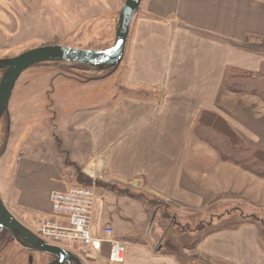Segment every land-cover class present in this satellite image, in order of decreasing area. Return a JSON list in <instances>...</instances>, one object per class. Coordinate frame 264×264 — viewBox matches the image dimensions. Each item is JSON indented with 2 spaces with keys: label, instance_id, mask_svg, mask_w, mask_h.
Returning <instances> with one entry per match:
<instances>
[{
  "label": "crops",
  "instance_id": "crops-1",
  "mask_svg": "<svg viewBox=\"0 0 264 264\" xmlns=\"http://www.w3.org/2000/svg\"><path fill=\"white\" fill-rule=\"evenodd\" d=\"M263 64L264 0H143L118 94L68 110L55 124V140L48 126V139L40 134L17 154L8 211L34 233L53 215L51 194L76 183L77 171L129 186L185 214L231 200L264 210V179L216 154L208 155L211 166L192 165L198 160L189 158L200 113L222 109L228 70L256 73ZM149 219L140 202L99 188L92 234L100 237L111 226L126 244L122 264H180L157 250L160 235L147 227ZM109 254L104 245L83 263L110 264ZM187 254L202 264H264V239L258 226L244 224L207 236Z\"/></svg>",
  "mask_w": 264,
  "mask_h": 264
},
{
  "label": "rangeland",
  "instance_id": "rangeland-1",
  "mask_svg": "<svg viewBox=\"0 0 264 264\" xmlns=\"http://www.w3.org/2000/svg\"><path fill=\"white\" fill-rule=\"evenodd\" d=\"M125 2L126 0H0V67L27 51L48 45L85 50L112 47ZM123 59L124 57L118 66L101 69L50 61L38 64L21 75L0 120V199L7 209L9 198L12 197L17 154L25 150L30 141L40 139V134L43 135L42 139H48V126L51 130L50 138L55 140V133L58 134L54 130L55 124L65 117L68 110L81 109L97 100L109 99L118 94ZM262 70L264 64L260 71ZM4 73L5 70L0 69V82ZM224 97L225 100L220 103L222 109L208 111L222 117L247 145L264 151V103L248 94L226 91ZM233 120L236 121L235 124ZM57 147L55 148L58 150ZM212 154L220 157L212 145L193 135L189 158L198 162H191L192 165L199 163L211 166L214 162L210 161L208 155ZM75 181L70 188L85 186L79 184L77 178ZM97 182L92 181L89 185L95 188L96 196L100 188ZM165 204L168 205L166 202ZM168 208L166 210L181 218L179 220L195 216V213L185 214L170 205ZM236 209L243 213L254 212L258 217L264 218V210H256L242 201L219 202L205 211L216 215L223 212L236 213ZM154 217L152 210L150 219L153 223L149 219L147 227L154 225ZM217 223L215 219L214 224ZM66 248L69 251L75 249L70 245H66ZM73 252L84 263L89 261V256ZM30 257L33 259L32 263L29 261ZM51 260L52 256L24 249L7 231L0 234V264H48Z\"/></svg>",
  "mask_w": 264,
  "mask_h": 264
},
{
  "label": "trees",
  "instance_id": "trees-1",
  "mask_svg": "<svg viewBox=\"0 0 264 264\" xmlns=\"http://www.w3.org/2000/svg\"><path fill=\"white\" fill-rule=\"evenodd\" d=\"M223 87L225 91L234 94L255 96L264 103V70L251 73L236 68L229 69ZM122 90L125 94L130 93L126 89ZM193 135L212 145L219 152L222 161L234 163L264 179V151L250 147L238 138L222 117L208 110L202 111L194 126ZM76 178L79 184L85 186L92 183V179L81 171H77ZM97 186L117 196L129 197L140 202L149 214L153 210L155 221L151 231L153 235H160V244L157 250L163 255L175 257L180 264H202L197 262L194 257L189 256L187 252L194 250L207 236L221 230H234L244 224H254L260 228L264 239V218L258 217L254 212L243 213L240 209H236V213L223 212L213 215L208 211H203L195 216H190L188 220H179L181 218H178L174 213L171 215L165 202L145 193L137 192L129 186L101 181L97 182ZM235 214L239 216L237 217ZM235 217L237 218L234 219ZM215 219L218 221L217 225L214 224ZM192 220L194 221L192 222Z\"/></svg>",
  "mask_w": 264,
  "mask_h": 264
},
{
  "label": "water",
  "instance_id": "water-1",
  "mask_svg": "<svg viewBox=\"0 0 264 264\" xmlns=\"http://www.w3.org/2000/svg\"><path fill=\"white\" fill-rule=\"evenodd\" d=\"M142 0H126L119 17V28L115 43L103 50H85L66 46L48 45L27 51L3 64L6 69L0 82V120L21 75L32 67L50 61L73 63L96 69L118 66L124 56L130 28ZM12 234L14 240L24 249L56 257L48 264H84L83 261L61 247L46 244L11 215L0 199V234Z\"/></svg>",
  "mask_w": 264,
  "mask_h": 264
},
{
  "label": "built area",
  "instance_id": "built-area-1",
  "mask_svg": "<svg viewBox=\"0 0 264 264\" xmlns=\"http://www.w3.org/2000/svg\"><path fill=\"white\" fill-rule=\"evenodd\" d=\"M92 181L95 183L96 179L92 178ZM96 197L92 186L53 192L50 196L53 215L36 227L35 234L49 245L62 248L70 245L75 248L72 252L77 251L82 256H97L104 245H109L110 264H122L126 244L115 238L112 227L106 226L100 237L92 234L91 219Z\"/></svg>",
  "mask_w": 264,
  "mask_h": 264
},
{
  "label": "flooded vegetation",
  "instance_id": "flooded-vegetation-1",
  "mask_svg": "<svg viewBox=\"0 0 264 264\" xmlns=\"http://www.w3.org/2000/svg\"><path fill=\"white\" fill-rule=\"evenodd\" d=\"M5 231V230H4ZM3 232V231H2ZM1 232V233H2ZM8 232V231H7ZM8 233H10V232H8ZM10 235H12L11 233H10ZM13 237V236H12ZM35 253H37V252H35ZM43 255H45V254H43ZM56 259V257H53V260H51L50 262H52V261H54ZM29 261L32 263L33 262V259H32V257H30V259H29Z\"/></svg>",
  "mask_w": 264,
  "mask_h": 264
},
{
  "label": "bare ground",
  "instance_id": "bare-ground-1",
  "mask_svg": "<svg viewBox=\"0 0 264 264\" xmlns=\"http://www.w3.org/2000/svg\"><path fill=\"white\" fill-rule=\"evenodd\" d=\"M143 1V0H142ZM142 3V2H141ZM133 22V21H132ZM132 25V24H131ZM131 29V28H130ZM124 57V56H123ZM26 72V71H25ZM14 92V91H13ZM121 257H123V255H121Z\"/></svg>",
  "mask_w": 264,
  "mask_h": 264
}]
</instances>
